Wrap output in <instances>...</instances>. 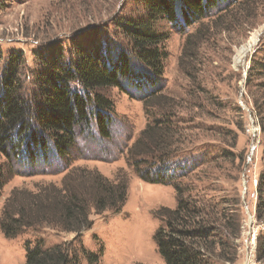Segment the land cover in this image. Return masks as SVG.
<instances>
[{
  "label": "rangeland",
  "instance_id": "obj_1",
  "mask_svg": "<svg viewBox=\"0 0 264 264\" xmlns=\"http://www.w3.org/2000/svg\"><path fill=\"white\" fill-rule=\"evenodd\" d=\"M237 3L192 28L160 21L158 31L168 36L164 76L155 101L160 106L151 107L148 92L111 89L107 91L115 108L111 139H100L94 128L91 133L78 132L72 168L96 170L114 182L126 179L128 196L121 213L93 215V228L80 236L82 245L74 243L75 234L48 228L15 239H7L0 228V264H25L27 243L34 245L37 240L76 251L72 256L79 264H88L82 247L97 253L101 246V264H164L154 236L161 226L159 212L177 206V183L212 212L223 208L241 222L237 240L223 233L225 253L237 251V261L212 264H257V240L264 232V116L258 114L253 98L264 94V0ZM144 13L142 0H0V83L12 64L18 100L35 106L38 74L51 53L72 59L77 47H90L97 40L127 48L117 24ZM256 32L255 45L236 66V54ZM255 61L262 70L256 67L248 79ZM169 113L175 139L181 138L174 146L177 153L164 163L146 160L141 168L148 175L159 166L176 179L149 184L128 165L127 152L149 123ZM252 128H256L254 136L248 132ZM0 167V218L14 190L36 192L42 185L60 186L70 170L64 171L65 160L54 151L46 160L33 162L23 154L12 152L8 158L0 153Z\"/></svg>",
  "mask_w": 264,
  "mask_h": 264
},
{
  "label": "trees",
  "instance_id": "obj_2",
  "mask_svg": "<svg viewBox=\"0 0 264 264\" xmlns=\"http://www.w3.org/2000/svg\"><path fill=\"white\" fill-rule=\"evenodd\" d=\"M142 1L144 15L117 24L127 48L97 40V44L90 47H77L72 59L61 52L51 53V60H46L38 74L36 86L40 89L35 106L18 100L16 72L12 64L7 66L0 83V153L8 158L12 152L23 154L26 160L33 162L39 158L46 160L54 151L65 160L64 171L70 169L60 186L46 184L36 192L18 189L10 194L0 218V228L7 239L48 228L75 234L74 243H78L81 234L93 228V215L121 213L128 196L126 179L114 182L96 170L72 168L71 155L77 147L78 132H90L94 128L100 139H111L115 117L114 104L107 98V91L111 89L126 93L130 89H139L142 94L148 92L146 99L153 102L151 107L160 106L155 101L164 76V47L168 40L166 34L158 31L160 21L178 28H192L225 7L238 5L237 0ZM13 60L10 59L14 64ZM256 67L262 70L258 61L253 62L248 79ZM253 105L263 117L264 94L254 96ZM172 121L169 113L149 123L128 149V165L146 183L161 185L176 179L159 166L152 172L150 169L148 175L143 174L141 168L147 164L146 160L164 163L177 153L174 146L181 138L175 139ZM13 136L18 138L16 142ZM19 142L21 145H17ZM2 178L0 167V182ZM174 188L177 206L159 212L161 226L154 236L164 264H212L216 260L235 263L237 251L226 255L227 240L223 235L237 240L240 220L229 217L223 208L212 212L210 206L203 205L198 196L186 194L178 183ZM81 249L88 264H101L103 246L97 253ZM74 252L64 245L47 246L37 240L34 245L27 243L25 264H79L78 258L72 256ZM256 261L264 264V232L257 240Z\"/></svg>",
  "mask_w": 264,
  "mask_h": 264
},
{
  "label": "bare ground",
  "instance_id": "obj_3",
  "mask_svg": "<svg viewBox=\"0 0 264 264\" xmlns=\"http://www.w3.org/2000/svg\"><path fill=\"white\" fill-rule=\"evenodd\" d=\"M258 38H259V33L256 32L253 35V38H252L251 42L248 44V46H245L240 51H238V53L236 54V58H235V65L236 66H238V64H241L243 58H245V56L247 55L249 48L252 47L253 45H255Z\"/></svg>",
  "mask_w": 264,
  "mask_h": 264
},
{
  "label": "built area",
  "instance_id": "obj_4",
  "mask_svg": "<svg viewBox=\"0 0 264 264\" xmlns=\"http://www.w3.org/2000/svg\"><path fill=\"white\" fill-rule=\"evenodd\" d=\"M249 133H251V134H253V136H254V134L256 133V128L254 129V128H252L251 130H249L248 131Z\"/></svg>",
  "mask_w": 264,
  "mask_h": 264
}]
</instances>
